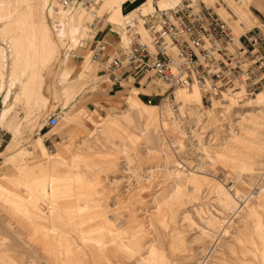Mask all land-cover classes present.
<instances>
[{
	"label": "rangeland",
	"instance_id": "1",
	"mask_svg": "<svg viewBox=\"0 0 264 264\" xmlns=\"http://www.w3.org/2000/svg\"><path fill=\"white\" fill-rule=\"evenodd\" d=\"M94 1L90 9L60 5L58 12L54 0L0 3V15L9 16L0 23V111L7 91L12 106L0 125V264H264V87L248 99L223 97L204 113L196 89L179 107L153 78L143 92L140 83L113 100L118 104L104 105L94 99L96 85L107 80L96 73L97 62L128 47L137 7L148 14L171 0H104L102 8L103 0ZM225 1L204 0L236 39L264 24L252 0L248 9L260 22L240 23ZM112 7L119 12L109 13ZM77 18L85 28L79 45L69 30ZM108 34L117 43L107 57ZM53 114L59 124L43 127ZM247 117L263 125L253 129ZM39 136L50 155L58 150V160H40ZM58 142L68 144V154ZM12 159L22 172H3L13 169ZM57 166L69 179L85 175L84 190L101 207L87 208L73 184L38 199L37 169ZM37 208L42 224L34 219Z\"/></svg>",
	"mask_w": 264,
	"mask_h": 264
},
{
	"label": "built area",
	"instance_id": "2",
	"mask_svg": "<svg viewBox=\"0 0 264 264\" xmlns=\"http://www.w3.org/2000/svg\"><path fill=\"white\" fill-rule=\"evenodd\" d=\"M200 5L202 8L198 10L199 13L192 11L190 3L185 4L183 9H177L171 14L175 18L173 23H169L167 15H161L167 25L165 32L151 28L156 43H162L163 35L166 34L180 47V66L174 64L161 46L155 61L145 47L137 42L128 49L123 60L115 61L112 65L116 68L124 62L130 70L142 74L153 70L170 83L186 69L187 80L197 76L199 80L213 83V88L204 89L208 108L211 103L210 90H215V93L225 91L229 85L228 78L232 75L239 76L242 73L243 79L252 83V89H247L246 93L252 94L264 83V30H252L242 35L239 43L234 42L229 27L204 4ZM174 65L179 71L176 75ZM56 124V117L48 119L49 126Z\"/></svg>",
	"mask_w": 264,
	"mask_h": 264
},
{
	"label": "bare ground",
	"instance_id": "3",
	"mask_svg": "<svg viewBox=\"0 0 264 264\" xmlns=\"http://www.w3.org/2000/svg\"><path fill=\"white\" fill-rule=\"evenodd\" d=\"M158 1H156L157 3ZM190 3L191 4V9L194 13H199L198 10H201L202 6L200 4H204V6L211 12H214L212 10V8L207 7L205 5L204 0H181V2H179L178 6H174L172 7V5L174 4V2H171L169 4H166L169 7H165V8H161V7H157V6H153L152 8V12L148 13V14H143L141 12V8L137 7L135 9L136 11V18H135V29L133 30L132 28H129V31L132 32V37L130 40V43L128 45V47L126 49H124V51L116 58L113 59H109L107 58L106 60H102L97 62L99 64V66H101L105 71H107L108 75L110 76V81L112 84L114 85H124L126 82L130 81L131 78H142L141 82L143 83H147L148 80H152L153 78L157 79L158 81L166 84L168 86V90H170V93H168L167 95V99H169L172 95V100L175 101L174 103H177L180 107V105L184 104V99L187 98V100L190 102V96H191V92L189 90H193L196 89L200 95H201V106L200 108L203 110V112L205 113L206 111H208V106L205 105V97L204 95L206 94V92L204 93V89H211L213 88V83L209 80H199L197 78V76H192V73L190 75V79L187 80V72L186 69H183L181 74L176 77L172 83L160 78V76H158L157 74H155V72L153 70L149 71L148 73H136L132 70H130L128 68V65H124V62H121V65H118V67L115 68V66L112 65V63H115V61H120L123 60V58L125 57V54H127L129 51L128 49L131 48V46L137 42L138 44H141L145 47V50L148 51V53L150 54V56L153 58V60L155 59V61L157 60L156 55L160 49V46L162 48V50H164L166 52V54L171 58V60L174 62V64L180 66L181 65V57L179 55V51H180V47L171 40V38L164 34L163 38L164 40L162 41V43H156L155 39L156 37L153 36L152 33V29H156L158 31L161 32H165L166 29V22L163 20V17L161 15H167V20L169 21V23H173L175 22V18L171 15L174 11H176L177 9L184 8V5ZM96 2L94 0H54L53 2V9L55 11L58 12V7L60 5L64 6L65 8H77V7H83L85 9H90L92 8L93 5H95ZM171 4V5H170ZM201 12V11H200ZM215 13V12H214ZM218 18L224 23L226 24L231 33H232V38L234 42L239 43L241 41L242 35L250 32V31H255V30H264V24H260L259 27H254L251 28L247 31H245L243 34H241L239 37H237V39L234 37L233 35V31L230 28V26L228 25V23L226 21H224L222 18H220V16L215 13ZM134 24V23H133ZM142 26L144 28V30L147 33V37L143 38L141 37V35L137 32L139 31V28H137V26ZM103 50V49H101ZM118 64V62H117ZM122 66V67H121ZM125 67V68H124ZM175 75L179 73L178 69L175 67L173 68ZM239 76H230L228 78V82L229 85L228 87L225 89V91H221L220 93H215V90H210L211 91V96H213L211 98V96H209V98L211 99V103H210V107L212 108L213 104L216 102H219L220 99H222L223 97L226 96H232L234 94L240 93V99H248V98H252L254 97L256 94L259 93V91L264 87V83L263 85H261L257 90L253 91L252 94H247L246 91H248L247 89H252V83L247 80V79H243V77L241 76L242 73L238 74ZM244 77H246V75H243ZM155 82L152 81L154 83H159L162 85V83L160 82ZM203 83H206V85H202ZM178 90L179 93L174 95ZM189 94V95H188ZM192 99V98H191ZM172 105V104H171ZM206 108V109H205ZM56 117L57 118V124L55 126H49L48 125V119L50 117ZM60 118L58 115H50L47 120L45 121V123L43 124V127L45 128H54L59 124ZM246 122H248L249 126H251L253 129L258 128L259 126L263 125L262 122L258 121L256 118H249L247 117ZM243 127V123L240 124ZM104 138V137H103Z\"/></svg>",
	"mask_w": 264,
	"mask_h": 264
},
{
	"label": "crops",
	"instance_id": "4",
	"mask_svg": "<svg viewBox=\"0 0 264 264\" xmlns=\"http://www.w3.org/2000/svg\"><path fill=\"white\" fill-rule=\"evenodd\" d=\"M9 0H0V3L6 2ZM15 1H22V0H15ZM103 1L100 2V7H104L103 5ZM171 2H174L171 0ZM250 3V0H237L235 2L233 1H229L226 0L225 2H223V5L227 6L226 8L229 9L234 15L235 17L238 19V21L240 23H242L245 19L249 18L254 20L255 22H257V20L259 21V19L252 13V11L250 10V7L252 6L255 10H257L258 12H262L264 14V0H252V5H250L249 9H248V4ZM110 12L109 13H118L119 12V8H110L109 9ZM223 11L227 13L226 9L223 7ZM116 14H109L110 17H114L116 16ZM82 15V14H81ZM80 15V16H81ZM238 15L239 18L236 16ZM79 16V15H77ZM228 16H230L228 14ZM9 19L8 15H0V23H4L6 22V20ZM79 18L74 19V22H72V24L69 25V30H70V34L72 35V40H76L78 39L79 43H77V45L82 44L84 41L83 38H85V28L83 26V24L78 20ZM236 19L234 20L235 23L238 22ZM260 22V21H259ZM9 24H12V22H9ZM19 24H17L16 27H18ZM59 31H61V33L59 34ZM56 33L59 37H63L65 34V30L59 26L56 29ZM117 37L115 35L112 34H108L107 36H105L102 40V43L104 45V54L108 57V55L110 54V52L115 49V44L117 43L116 41ZM121 42H124V38H121ZM110 51V52H109ZM5 57V53L0 51V59H3ZM71 66V69H75L76 65L75 62H72V64H69ZM86 68V64L83 66V69ZM96 73H98L99 75L105 74V76L107 77V80L103 83H99L96 86H98L99 89H101L98 92H95V96L94 99H96L97 97H102L101 98V102L104 103V105H116L119 103V101L115 102L113 100H117V99H124L125 97H128V93L126 96L122 97L125 92L127 91V89H131L132 87L137 88L138 84L142 83L141 80L142 78H131L130 81L126 82L123 86L120 85H114L111 83L110 81V76L108 75L107 71H105L101 66H99V69L96 71ZM92 82V79L91 81ZM151 85V82L149 83H143L142 85L140 84V88H137L139 90H141L143 92V90L145 88H147L148 85ZM129 89V90H130ZM141 92V93H142ZM144 94L148 95L147 93H142L140 95ZM139 95V94H138ZM8 96H9V91L6 92L5 97L2 99V104L4 105V108L0 111V125L3 124L8 115L10 114L11 110H12V106H7V100H8ZM121 96V97H120ZM99 97V99H100ZM46 101H48L47 97L44 98ZM130 100V99H129ZM50 101H52V95L50 96ZM97 101V100H96ZM140 105H145L144 103H142L141 101H137ZM88 105H92V101L88 102ZM81 113L83 115V117H87L86 111L85 110H81ZM13 133L18 136L20 134L19 131V127H15ZM44 138L43 137H38V139L35 142V149L36 151L39 153V155L41 156L40 160L44 161H49L50 159H54V160H58L60 155L58 153V150L55 151L54 153H52V155H50V153L48 152L45 144H44ZM57 146H61L62 148H64L65 152L68 154L67 146L68 144L66 142H58L56 143V147ZM84 146V144H83ZM52 156V157H50ZM66 160L62 159V163H64ZM11 164L13 166V169H4L3 172L5 171L6 173L8 172H22V167L17 163V160L12 159L11 160ZM60 167L57 166L56 170H54V167L52 169L49 170H45L42 168H38L37 170H42L41 171V176L39 178V180L34 183L35 186L39 187L41 192H39V196L38 199H43V198H53L54 195V190L58 188V186H65L67 184H73L75 186L76 189L80 190L79 194L82 195V201L83 203H85L87 208H92V209H99L101 207V205H99L98 203H96L95 205H92L94 200H93V195H88L87 191H85V187L88 185V178L85 177V175L83 177H73V179H69L68 176H66V174H59L55 171H57ZM55 172V173H54ZM44 176V177H43ZM70 180V181H69ZM47 183V185H46ZM49 184V185H48ZM59 184V185H58ZM29 187V186H27ZM50 189L51 194L48 195V190ZM53 191V192H52ZM42 195V196H41ZM88 196V197H87ZM43 197V198H42ZM89 197H91L89 199ZM85 200V201H84ZM51 206V204L49 202H47V209ZM48 209V213H49ZM39 214V215H38ZM33 215L35 216L34 219L36 220V222L38 224H42V222L44 221V216L42 214V212L39 210V208L35 209ZM51 217V216H49ZM101 221H103V218H101L99 220V224H101ZM32 226H37L36 224H31ZM47 229H48V225H47ZM84 250L89 249L90 247H83ZM91 249V248H90ZM89 249V250H90Z\"/></svg>",
	"mask_w": 264,
	"mask_h": 264
}]
</instances>
